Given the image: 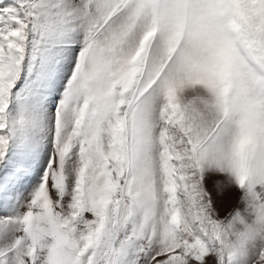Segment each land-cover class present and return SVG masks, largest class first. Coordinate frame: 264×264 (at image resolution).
<instances>
[{"label":"rangeland","instance_id":"rangeland-1","mask_svg":"<svg viewBox=\"0 0 264 264\" xmlns=\"http://www.w3.org/2000/svg\"><path fill=\"white\" fill-rule=\"evenodd\" d=\"M0 264H264V0H0Z\"/></svg>","mask_w":264,"mask_h":264}]
</instances>
